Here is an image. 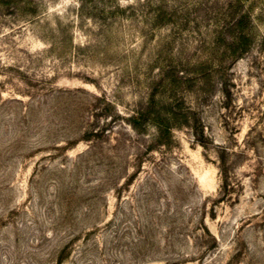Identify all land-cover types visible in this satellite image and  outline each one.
Wrapping results in <instances>:
<instances>
[{
	"label": "rangeland",
	"instance_id": "obj_1",
	"mask_svg": "<svg viewBox=\"0 0 264 264\" xmlns=\"http://www.w3.org/2000/svg\"><path fill=\"white\" fill-rule=\"evenodd\" d=\"M235 1L0 0V264H264V3L236 59Z\"/></svg>",
	"mask_w": 264,
	"mask_h": 264
},
{
	"label": "trees",
	"instance_id": "obj_2",
	"mask_svg": "<svg viewBox=\"0 0 264 264\" xmlns=\"http://www.w3.org/2000/svg\"><path fill=\"white\" fill-rule=\"evenodd\" d=\"M248 0H236L235 4H230L231 8H234L238 13L233 20L226 26L227 33L229 34L228 40H224L231 54L236 59L242 58L251 48L253 44V37L250 29L252 26V17L249 12L244 10V6ZM264 3V0H262ZM143 121L147 122L150 119L156 123L160 131L164 134H171L173 126L170 119L161 118L159 115L157 118H150V114L142 115ZM161 119V120H160ZM133 126L138 127V120L133 118Z\"/></svg>",
	"mask_w": 264,
	"mask_h": 264
}]
</instances>
